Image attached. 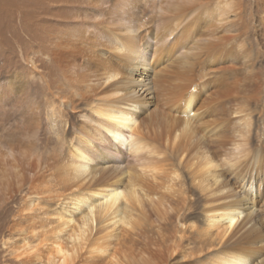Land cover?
<instances>
[{
    "label": "rangeland",
    "instance_id": "rangeland-1",
    "mask_svg": "<svg viewBox=\"0 0 264 264\" xmlns=\"http://www.w3.org/2000/svg\"><path fill=\"white\" fill-rule=\"evenodd\" d=\"M91 1L0 0V264H52L49 242L52 232L56 229L58 206L61 201H66L65 197L72 188H83L91 182L89 176L81 178L80 182L68 180L71 177L70 173L63 171L67 145L75 134L74 130L84 124L85 118L91 113L83 94L73 95L70 85L72 80L68 77L69 84L64 75L65 71L73 73L72 76L77 71L89 74L95 66L89 69L83 58L86 51L76 50L69 40L68 45H65L62 37L64 33L70 35L71 32L73 35L76 32V25L87 21ZM103 1L107 3L111 0ZM165 1L140 0L138 4L129 1L130 5L129 3L122 5L128 11L123 16L126 18L125 22L130 21L133 29H138L136 30L138 42L147 44L145 38H148L154 44L148 47L149 53L146 52L148 62L155 60L153 65L149 64L152 65L151 68H146V82L144 81L146 85L142 89L138 87V92H134L139 95L138 99L141 102L150 101L145 112H138L141 118L137 122L141 126L145 124L149 114L155 119L157 116L162 119L168 117L173 123L180 119V113H174L175 111L169 108L173 104L165 103L183 77L197 81L191 86L190 91L196 92L205 87L204 93H198L201 94L195 103L198 106L203 100L206 102L213 98L215 101L217 97L220 100L226 99L227 97L221 94V91L227 88L224 81L229 80L234 84L232 70L226 58L207 62L206 56H203L190 70L176 67L177 64H174L176 56L183 53V47L174 53L172 50H165L162 53L160 51L157 56L152 57L153 51L158 48L154 42L156 34L161 32L159 26L156 27L162 17L159 8L166 6ZM237 1L241 5V19L235 26L245 28L243 40L249 55L246 62L250 66L248 67L250 77L241 78L233 86L239 93L237 91L231 93L235 94L238 103V109L232 113L231 118L238 129H241V132L237 133L240 147L235 150V159L243 161L247 151L253 149L252 145H264V0ZM75 13L79 14L78 18ZM184 23L186 21L181 22ZM193 24H195L193 29L185 27V34L180 36L182 39L186 37L191 40L206 36L205 33L215 29L218 31L221 28L219 25L225 23H216L214 20L208 23L199 19ZM180 29L177 28L178 33ZM111 32L115 34V31ZM173 37L170 36L168 42ZM179 42L183 43L181 39ZM179 44L177 46L180 48ZM184 46L189 44L186 43ZM101 48L107 50L104 57L108 59L110 65L119 66L123 63L113 56L114 50L110 43H107L106 48ZM130 84L121 86L128 88ZM210 90L213 94H208ZM116 93L119 94L115 97L123 95L122 91ZM239 105L242 106L241 111ZM92 117L97 118V123L101 120L99 116ZM204 119L198 117L194 124L198 132L192 137L196 140L204 138L201 139L204 141L203 145H209L207 147L209 149H217L215 139L222 123L211 121L210 124H206ZM202 121L203 123H200ZM214 130L217 131L213 135ZM138 131L141 132V129ZM254 159L252 158L250 163L253 164ZM115 160L124 166L135 161V158L127 147H124L122 154ZM96 162L102 166L97 158L93 159L92 166L99 167ZM246 163L241 167H246L242 172L246 171L244 179L250 182L247 186L251 183L255 189L260 184L263 186L262 195L255 194L254 198L253 195L246 196L242 193L240 187L245 181L240 179L234 181L233 174L224 171L226 167L218 166L219 171L225 172V175L234 182L235 191L231 194L239 195L237 192L241 191L242 194L239 195V200L243 199L240 201L241 205L244 207L251 205L247 210L251 213L246 220L247 224L244 222L242 227L238 228L241 232L239 231L229 242L234 241L252 226L255 229L248 232L249 237L264 239V173H260L259 176L255 172L256 167L249 166V161ZM249 168L253 171L251 172ZM163 172L165 173L162 171L146 175V179L156 184L157 193L146 194L136 208H131L130 225L115 226L112 223L114 219L94 222L91 236L109 249L108 254L114 255L110 263H106L108 258L105 256H100L96 252L90 254L87 248L84 249L82 246L74 249L70 264L209 263L216 255L220 244L211 241L214 239L213 233L211 236L197 237L195 227L202 229L204 223L201 193L195 188L188 170L182 169L180 172L183 181H180L181 192L178 191L179 186L176 183L171 188V181L166 180ZM98 173L100 175V172H97V175ZM107 178L109 174L103 175V180ZM252 190L250 191L253 192ZM230 199L232 198L221 199L214 204ZM243 213H246L245 210ZM191 218L193 220H190ZM78 222L77 217H74L70 227ZM68 231L70 232V229ZM228 237L229 235L226 236ZM226 240L223 239L222 244L229 243ZM64 242L70 245L66 240ZM260 245H264V240Z\"/></svg>",
    "mask_w": 264,
    "mask_h": 264
},
{
    "label": "bare ground",
    "instance_id": "bare-ground-1",
    "mask_svg": "<svg viewBox=\"0 0 264 264\" xmlns=\"http://www.w3.org/2000/svg\"><path fill=\"white\" fill-rule=\"evenodd\" d=\"M129 1L133 4L140 2V0H111L106 3L103 0H92L87 21L78 23L73 35L71 32L70 35L68 33L62 35L65 45L70 42L76 50L86 51L83 58L89 69L95 66L89 74H81L82 72L77 71L72 76L73 73L65 71L64 76L67 82L68 77L72 80L71 84L68 83L73 89V95L83 94L86 99L85 103L90 107V114L99 116L101 120L97 123V118L94 119L93 115L89 114V117L85 118V123L74 130L75 134L67 145L68 151L64 158L63 171L70 173L71 177L68 180L74 179L80 182L81 178L89 176L91 182L83 188H72L65 197L66 201H61L57 211L55 210L58 216L56 229L52 232L51 240L48 239L50 240L49 250L52 264H70L74 249L82 246L85 247L84 249L87 248L90 254L96 252L108 258L106 263L113 260L114 255L108 254L109 249L91 236L94 222L114 219L112 223L115 226L130 225L131 208H136L146 194L155 195L157 193L156 184L146 179V175L165 171L163 174L168 182L171 181V188L176 183L179 186L178 191L181 192L180 172L182 169L188 170L190 179L203 197L204 223L203 228L201 224V227L199 226L202 229L195 227L197 237L211 236L213 233L214 239L211 241H217L220 244L216 255L205 264H264V245H260L264 239L262 237L251 238L248 235V232L255 229L254 226L249 227L234 241L229 242L239 233L238 228H241L244 222L247 224L246 220L251 214L247 212L251 205L242 206L240 201L243 199L239 200V195L242 193L246 196L253 195L252 198L255 194L262 195V184L257 186V189L254 188L253 183L247 186L250 182L244 179L246 171H242L246 167H241L242 164L249 161V166L256 167V174L264 173V145H252L253 149L247 151L243 161L235 159V150L240 147L237 133H240L241 129H238L237 124L231 118L232 113L238 109L235 94L231 93L236 91L239 93V90L233 88L237 81L250 77L248 68L250 66L246 62L249 55L243 40L245 33L243 29L245 28L235 26L241 19L240 3L237 0H166V6H160L159 11L162 17L156 27L159 26L161 32L157 33L160 36L156 34L157 38L154 42L158 48L153 51L152 57L157 56L160 51L162 53L165 50H172L174 53L183 47V53L176 56L174 64H177L176 67H185L190 70L203 56H206L207 62L226 58L233 72L231 74L234 84L229 80L224 81L227 88L221 91V94L227 97L226 99L220 100L217 97L215 101L211 98L205 102L201 98L203 101L200 99L201 103L198 106L195 104L201 95L198 93H204L205 87L196 92L190 91L191 86L197 81L183 77L177 87L171 91L165 103L166 105L173 104L169 108L173 109L174 113H180V119L173 123L168 117L162 119L157 116L155 119L152 114H149L144 122L145 127L144 125L142 127L137 122L141 118L138 112H145L146 105L150 101L141 102L138 99L139 95L134 92H138V87L142 89L146 85L144 84L146 68H151L155 63V60L148 62L146 52L149 50L148 47L154 44L148 38H145L147 44L138 42L136 34L138 29H133L130 21L125 22L126 18L123 16L128 11L122 5L125 3L130 5ZM75 14L78 18L79 14ZM201 15L204 16L203 19ZM199 19L208 23L214 20L216 23L225 24L219 25L221 28L218 31L215 29L205 33L206 36L191 40L189 38L187 40L186 37L182 39L180 36L185 34V27L189 26L193 29L195 27L193 23ZM182 21L186 23L181 24ZM131 23L133 24L132 20ZM177 28H181L179 33ZM111 31H115V34ZM170 36L173 38L168 42ZM180 39L183 41L182 44L179 42ZM107 43L113 47V56L123 62L121 65L112 66L104 57L107 50L101 47L106 48ZM179 43L180 48L177 46ZM186 43L189 46H184ZM126 83H131L130 87L121 86ZM116 91H122L123 95L115 97L120 93ZM208 94L213 93L210 90ZM239 110H242L241 105H239ZM198 117L205 118L206 124H210L211 121L222 123L219 135L217 134L215 139L218 144L217 149H209L207 148L209 145H203L204 141L201 139L204 138L196 140L192 137L198 132L194 126ZM139 128L143 133L138 131ZM215 131L217 130L212 132L213 135ZM124 147H127L135 161L121 166L115 159L122 154ZM94 158L99 159L102 164L100 166L96 162V165H99L97 169L91 164ZM252 158H255L253 164L250 163ZM218 166L226 167L224 171L233 174L234 181L238 179L245 181L240 187L242 193L237 190L239 195L231 194L235 191L234 182L225 175V172H220ZM249 169L251 171V168ZM97 172H100V175L99 173L97 175ZM107 174L109 178L103 180V175ZM228 198L232 199L214 204L221 199ZM69 211L71 214H68ZM74 217H77L79 222L70 227ZM228 235L229 237L226 238ZM223 239H227L229 243L222 244ZM244 241L245 244H243Z\"/></svg>",
    "mask_w": 264,
    "mask_h": 264
}]
</instances>
